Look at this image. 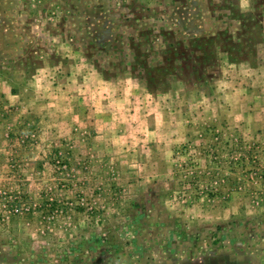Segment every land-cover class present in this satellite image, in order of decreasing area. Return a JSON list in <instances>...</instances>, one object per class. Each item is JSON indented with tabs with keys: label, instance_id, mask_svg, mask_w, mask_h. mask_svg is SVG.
<instances>
[{
	"label": "rangeland",
	"instance_id": "rangeland-1",
	"mask_svg": "<svg viewBox=\"0 0 264 264\" xmlns=\"http://www.w3.org/2000/svg\"><path fill=\"white\" fill-rule=\"evenodd\" d=\"M0 264H264V0H0Z\"/></svg>",
	"mask_w": 264,
	"mask_h": 264
},
{
	"label": "crops",
	"instance_id": "crops-1",
	"mask_svg": "<svg viewBox=\"0 0 264 264\" xmlns=\"http://www.w3.org/2000/svg\"><path fill=\"white\" fill-rule=\"evenodd\" d=\"M93 112H95V110H93Z\"/></svg>",
	"mask_w": 264,
	"mask_h": 264
}]
</instances>
